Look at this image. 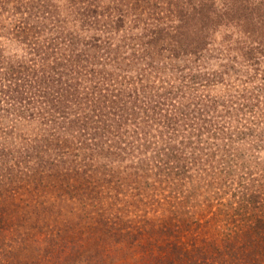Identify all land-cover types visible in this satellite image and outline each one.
I'll use <instances>...</instances> for the list:
<instances>
[{
  "label": "trees",
  "instance_id": "1",
  "mask_svg": "<svg viewBox=\"0 0 264 264\" xmlns=\"http://www.w3.org/2000/svg\"><path fill=\"white\" fill-rule=\"evenodd\" d=\"M11 3L0 0V121L36 126L41 173L85 170L153 197L177 179L188 184L193 162L191 177L206 186L229 176L225 159L198 166L206 145L232 160L242 136L262 144L264 76L252 79L264 70V0H15L5 17ZM235 43L245 52L231 53ZM153 133L170 156L139 165L128 137ZM247 196L237 214L262 233L263 199Z\"/></svg>",
  "mask_w": 264,
  "mask_h": 264
},
{
  "label": "rangeland",
  "instance_id": "2",
  "mask_svg": "<svg viewBox=\"0 0 264 264\" xmlns=\"http://www.w3.org/2000/svg\"><path fill=\"white\" fill-rule=\"evenodd\" d=\"M240 46L235 43L231 53H244ZM259 58L264 68V55ZM262 76L264 70L253 84ZM34 127L0 121V264H264V231H251L236 210V203L251 192L264 205V139L252 145L242 136L232 160L204 145L207 154L201 155L199 167L219 169L224 159L232 163L229 176L214 186L191 177L193 162L186 169L188 184L177 179L158 188L156 196L141 197L133 184L102 174L61 166L41 173L47 166V157L41 163L45 139ZM155 135L128 137L139 165L149 155L160 160L166 159L164 153L170 156L172 149L165 152ZM116 151L121 164L129 165L123 150ZM209 189L215 192L210 202L194 200V194ZM230 205L236 208L225 215L222 211Z\"/></svg>",
  "mask_w": 264,
  "mask_h": 264
}]
</instances>
